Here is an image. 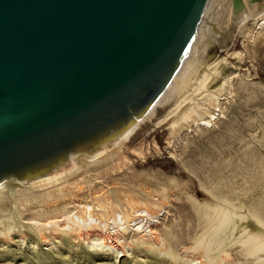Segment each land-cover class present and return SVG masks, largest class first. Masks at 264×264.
<instances>
[{
  "label": "water",
  "instance_id": "water-1",
  "mask_svg": "<svg viewBox=\"0 0 264 264\" xmlns=\"http://www.w3.org/2000/svg\"><path fill=\"white\" fill-rule=\"evenodd\" d=\"M208 0H0V182L134 122L189 54Z\"/></svg>",
  "mask_w": 264,
  "mask_h": 264
},
{
  "label": "bare ground",
  "instance_id": "bare-ground-1",
  "mask_svg": "<svg viewBox=\"0 0 264 264\" xmlns=\"http://www.w3.org/2000/svg\"><path fill=\"white\" fill-rule=\"evenodd\" d=\"M254 21L264 29V0H208L189 54L147 111L109 140L70 153L65 163L53 165L36 176L23 179L12 176L1 181L0 259L19 254L30 264H138L148 261L146 255L140 254L146 249L156 254H170L172 260L163 257L164 263L169 261V264L224 263L223 255H228L225 248H219L216 256L211 251L213 244L220 247L227 243V238L209 239L203 233L190 248L203 246L204 261L179 252L175 243L179 233L165 223V213L171 203L163 192L149 184L126 188L95 185L93 180H100L93 176L92 170L96 172L123 158L131 148L130 141L158 117L161 109L168 108L159 121L170 117L177 123L197 116L199 124L212 126L218 115L224 113L222 99L235 91L231 80L235 67L228 64L227 55L212 56L214 53L210 55L209 49L218 43L226 46L242 34L247 52L257 56L256 52L264 50V38L254 31ZM245 49L237 53L240 60L246 54ZM221 205L214 207L218 220L213 230L231 228V236L240 237L248 251L264 250V220L235 205ZM10 243L17 246L9 252L5 246ZM23 243L28 245L25 249ZM84 245L88 249L79 251ZM132 249L137 253L122 261L123 256L132 254ZM258 258L264 259V256L258 255Z\"/></svg>",
  "mask_w": 264,
  "mask_h": 264
},
{
  "label": "rangeland",
  "instance_id": "rangeland-1",
  "mask_svg": "<svg viewBox=\"0 0 264 264\" xmlns=\"http://www.w3.org/2000/svg\"><path fill=\"white\" fill-rule=\"evenodd\" d=\"M259 25L257 21L252 22L254 31L260 38H264V29ZM241 36L242 34L237 35L226 46L218 43L219 45L209 49L210 55L214 53L212 56L227 55L228 64L235 67L231 78L235 91L229 98L223 95L225 99L221 101V110H224V113L218 115L212 126L199 124L197 116L177 123L170 117H167L168 120L159 121L165 116V110L168 108L161 109L163 113L159 110L158 117L146 124L130 141L132 152L127 150L125 156L116 163H110L96 172L92 170V173L100 180H93L95 185L126 188L149 184L151 188L163 192L171 206L165 217H162L165 218L167 226H173L179 233L175 243L181 254L199 257L198 259L202 258L204 261L203 246L198 249L190 248L204 233L209 239L214 236V239L227 238V243L220 247L216 243L212 245L211 255H218L221 247L228 253L223 255L222 264H264V259L258 258V255L264 256V250L248 251L240 237L234 238V234L231 236V228L213 230V225L218 220L214 207L221 204L235 205L242 211L253 212L264 220V50L260 49L261 51L256 52L257 56L253 57L245 49V38ZM244 49L246 54L240 60L237 53ZM173 152L177 156L173 155ZM145 173L148 176H145ZM169 175L176 177V180ZM170 184H173V188ZM203 200L208 203L203 204ZM205 212L209 213L210 217H206ZM202 242L205 244L206 240ZM14 245L17 246V243H10L5 249L10 252L15 248ZM25 245L23 243L22 248ZM84 249H88V246L79 247V251ZM131 251L132 254L123 256L121 260H127L137 253L136 250ZM142 253L148 261L144 260L138 264H169V261L164 263L163 259H173L170 254H156L152 250L145 249L140 252ZM12 256L1 258L0 264H30L19 254Z\"/></svg>",
  "mask_w": 264,
  "mask_h": 264
}]
</instances>
